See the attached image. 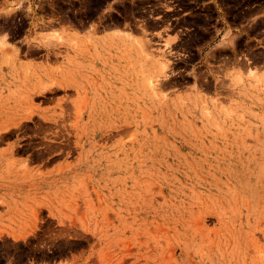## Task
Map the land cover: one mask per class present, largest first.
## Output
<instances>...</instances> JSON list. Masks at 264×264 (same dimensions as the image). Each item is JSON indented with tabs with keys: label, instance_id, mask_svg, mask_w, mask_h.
<instances>
[{
	"label": "rangeland",
	"instance_id": "374dc122",
	"mask_svg": "<svg viewBox=\"0 0 264 264\" xmlns=\"http://www.w3.org/2000/svg\"><path fill=\"white\" fill-rule=\"evenodd\" d=\"M209 1L0 0V263L264 264V0Z\"/></svg>",
	"mask_w": 264,
	"mask_h": 264
},
{
	"label": "crops",
	"instance_id": "0c3cea01",
	"mask_svg": "<svg viewBox=\"0 0 264 264\" xmlns=\"http://www.w3.org/2000/svg\"><path fill=\"white\" fill-rule=\"evenodd\" d=\"M17 2V0H15ZM218 1V5L221 4V0H217ZM209 2H213V0L209 1ZM32 3H35V0H32ZM263 9L262 10H259L257 13H254V15L251 16L250 19H246L244 20L239 26V29L238 31L236 32L233 31L232 29H229L228 26L229 24L228 23H224L223 25V33H226L228 32L229 30L232 32V34H236L237 33V36H243V34L246 32V28L250 27L255 21H260V20H264V13H263ZM115 29L114 28H108L106 29L102 34H100L98 37V40L99 41H102V39L106 38L108 35H110ZM164 36H170V37H174V35H170V34H167V33H163ZM264 40V38H263ZM263 40H260V42H263ZM252 69H256L257 72H261V71H264V66H252L251 67ZM248 69V68H247ZM0 237H1V234H0ZM82 260H77L74 264H82ZM0 264H3V263H0ZM4 264H12L11 262H6ZM56 264H64V262H60V263H56ZM70 264V263H68Z\"/></svg>",
	"mask_w": 264,
	"mask_h": 264
},
{
	"label": "bare ground",
	"instance_id": "6f19581e",
	"mask_svg": "<svg viewBox=\"0 0 264 264\" xmlns=\"http://www.w3.org/2000/svg\"><path fill=\"white\" fill-rule=\"evenodd\" d=\"M17 126V125H16ZM2 128H5V127H2ZM1 129V128H0ZM7 129V128H6ZM3 130H5V129H3ZM236 215V214H235ZM236 219H237V217H236Z\"/></svg>",
	"mask_w": 264,
	"mask_h": 264
}]
</instances>
